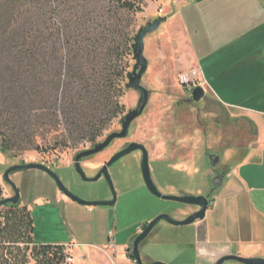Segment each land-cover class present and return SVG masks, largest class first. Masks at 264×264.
<instances>
[{
  "label": "rangeland",
  "instance_id": "374dc122",
  "mask_svg": "<svg viewBox=\"0 0 264 264\" xmlns=\"http://www.w3.org/2000/svg\"><path fill=\"white\" fill-rule=\"evenodd\" d=\"M179 1L141 0L136 11L120 8L116 0L59 1L58 19L63 31L70 34V40L91 37L98 43L106 42V46L114 49L112 57H116L124 68L122 89L116 97L119 111L94 141L83 139L68 141L66 146L55 145L54 136L62 131L59 129L46 136L36 135L32 144L25 145L26 148L0 151L2 198L13 195L11 187L1 179L5 169L30 162L42 163L53 170L70 192L84 200L108 198L106 181L103 178L90 182L81 180L72 162L76 153L117 131L120 128L119 119L129 109L135 108L139 93L124 87L126 74L135 63L131 44L138 29L156 17H165V21L144 38L143 55L148 65L141 85L149 92L145 108L133 121L126 139L114 140L107 149L84 157L80 166L88 177H92L125 141L135 140L147 149L151 178L161 193H212L213 177L222 170L226 171L239 158L243 147L252 138V128L248 121L232 115L219 103L201 73L196 76L187 68L191 56L189 46L184 42L187 37L182 44V39L176 34V16L170 17ZM189 10L183 9L181 17L184 18ZM183 75L187 77V82L183 80ZM196 86L203 87L205 91L198 102L191 97V90ZM210 155L219 156L215 166L210 165ZM110 171L117 194L115 205L90 207L108 209L102 215L89 210V206L68 199L57 189L54 181L38 169L10 173L9 178L19 193V204L27 206L31 212L33 242L66 244L106 240L107 237L112 239V235L116 242H122L126 240V233L120 228L125 223L139 225L162 213L175 218L173 212L176 210L189 212L188 215L193 212L192 205L151 195L142 183L138 159L134 154L121 157ZM164 223L158 222L154 229ZM141 252L139 245L140 257ZM28 256L34 264V258Z\"/></svg>",
  "mask_w": 264,
  "mask_h": 264
},
{
  "label": "crops",
  "instance_id": "0c3cea01",
  "mask_svg": "<svg viewBox=\"0 0 264 264\" xmlns=\"http://www.w3.org/2000/svg\"><path fill=\"white\" fill-rule=\"evenodd\" d=\"M201 1L181 0L170 14L176 16L182 44L187 37L184 42L191 51L187 68L203 75L232 115L250 123L252 138L210 194L202 220L186 226L164 221L140 243L144 263L214 264L228 254L264 259V0ZM90 207L101 215L108 210ZM188 213L176 210L174 219ZM137 228L136 223L123 224L122 242L112 235L62 245L68 246L72 264H134L127 247Z\"/></svg>",
  "mask_w": 264,
  "mask_h": 264
},
{
  "label": "trees",
  "instance_id": "16d2710c",
  "mask_svg": "<svg viewBox=\"0 0 264 264\" xmlns=\"http://www.w3.org/2000/svg\"><path fill=\"white\" fill-rule=\"evenodd\" d=\"M59 1L0 0L2 152L59 129L55 145L94 141L119 111L124 68L114 49L91 37L70 40ZM140 1L116 0L128 11L139 10ZM33 230L27 206H0V264H31L28 255L34 264L62 263L64 245L34 243Z\"/></svg>",
  "mask_w": 264,
  "mask_h": 264
},
{
  "label": "water",
  "instance_id": "95a60500",
  "mask_svg": "<svg viewBox=\"0 0 264 264\" xmlns=\"http://www.w3.org/2000/svg\"><path fill=\"white\" fill-rule=\"evenodd\" d=\"M165 21V17H156L152 21L147 22L144 26L140 27L137 33L133 37V43L131 44L133 58L135 63L132 67V70L126 74L127 82L124 84L125 88L134 89L139 93L138 101L133 109H129L121 118V128L119 131L110 132L105 138L96 143L93 147L84 149L79 151L75 154L73 159L74 164V171L83 181H97L101 176L107 182L111 191H113V186L111 182L110 175L107 171V167L114 162H116L121 157L129 154L134 150H140V172L143 184L147 191L160 199L163 200H171L176 201L182 204L192 205L197 207L195 211L191 214L187 215L184 219H174L170 215L162 213L155 216L153 219L147 222L144 229L139 232L136 237L131 242V249L130 255L133 259L134 264H165L160 261H153L151 263H144L141 260L140 253H139V245L140 243L148 236V234L152 231V229L157 225L160 221H165L166 223L173 225V226H186L193 224L197 220H202L205 216L206 210L208 206L211 204V201L208 199V195H170V194H163L161 193L156 185L154 184L150 168H149V160H148V152L147 149L139 143H130L127 147L123 148L122 150L116 152L113 156H111L108 161H106L101 169L92 177H88L80 166L79 160L81 158L93 155L97 152H100L108 144L115 138L125 137L127 135V131L129 129L130 123L141 115L143 109L145 108L149 92L141 85V78L147 69V59L143 55L144 50V38L145 36L156 30L160 23ZM204 89L201 86H196L191 90V97L192 100L198 102L204 96ZM210 165L215 166L219 162V156L217 155H210L209 156ZM38 169L44 173H46L55 183L57 189L68 199L79 203L81 205L86 206H109L114 202L112 200H84L77 195L70 192L59 179L57 174L45 166L42 163L37 162H30V163H21V164H14L9 166L5 169V171L1 175V179L11 187L13 191V195L0 199V206L7 205V204H17L19 202V193L17 188L15 187L14 183L10 180L9 175L14 171L25 170V169ZM224 173L218 174L213 177L212 183L215 188L219 187L223 181ZM234 260L242 264H264V259L261 258H246L240 257L233 254L223 255L219 257L214 264H223L225 261Z\"/></svg>",
  "mask_w": 264,
  "mask_h": 264
},
{
  "label": "flooded vegetation",
  "instance_id": "af4514ba",
  "mask_svg": "<svg viewBox=\"0 0 264 264\" xmlns=\"http://www.w3.org/2000/svg\"><path fill=\"white\" fill-rule=\"evenodd\" d=\"M123 117V116H122ZM121 117V118H122ZM121 118L119 119V125H120V128H121ZM136 119V118H135ZM134 119V120H135ZM133 120V121H134ZM133 121L130 123V125H129V129H128V131H127V135L125 136V137H121V138H115V139H113L109 144H108V146L107 147H105L103 150H105V149H107L108 147H110V145L112 144V142L114 141V140H118V139H126L128 136H129V134H130V129H131V125H132V123H133ZM120 128L117 130V131H119L120 130ZM96 143H98V142H96ZM96 143H93L90 147H88V148H91V147H93ZM130 143H139V144H142L144 147H145V145L143 144V143H141V142H138V141H135V140H130V141H125L123 144H122V146H120L119 148H117L111 155H110V157L111 156H113L116 152H118V151H120V150H122L123 148H125V147H127ZM87 148V149H88ZM146 148V147H145ZM103 150H101V151H103ZM100 151V152H101ZM97 153H99V152H97ZM97 153H95V154H97ZM95 154H93V155H95ZM130 154H134L136 157H137V159H138V167H139V172H140V163H139V161H140V156H141V151L140 150H134V151H132V152H130L129 154H127V155H130ZM90 156H92V155H90ZM88 157V156H87ZM109 157V158H110ZM124 157V156H123ZM83 158H81L80 160H79V162H81V160H82ZM119 160V159H118ZM117 160V161H118ZM108 161V160H107ZM106 162V161H105ZM104 162V163H105ZM103 163V164H104ZM115 163V162H114ZM114 163L113 164H111V165H109L108 167H107V171H108V173H109V175L111 174V171H110V169H111V167L114 165ZM103 164L99 167V168H97V170L95 171V173H94V175L101 169V167L103 166ZM72 167H73V169H74V164H73V162H72ZM225 172L226 171H224V170H222V171H220L219 173H217L216 175H218V174H221V173H224L225 174ZM76 173V172H75ZM100 178H103L102 176L100 177ZM99 178V179H100ZM110 178H111V175H110ZM140 178H141V180H142V177H141V172H140ZM104 179V178H103ZM105 180V179H104ZM111 182H112V186H113V181H112V179H111ZM107 183V182H106ZM142 183H143V181H142ZM144 185V184H143ZM107 186H108V184H107ZM108 189H109V196H108V198H106L105 200H112V199H114V202L111 204V205H109V206H114L115 205V203H116V201H117V194H116V192H115V189H114V186H113V191H111V189L109 188V186H108ZM215 189V187L213 186L212 187V190H211V192H213V190ZM210 194L211 193H209V194H206V195H208V199L210 200ZM147 224V222H145V223H141V224H139L138 225V228H137V231L135 232V234L131 237V239H130V241H129V245H128V247H127V252L130 254V249H131V242H132V240L136 237V235L139 233V232H141L143 229H144V227H145V225Z\"/></svg>",
  "mask_w": 264,
  "mask_h": 264
},
{
  "label": "built area",
  "instance_id": "2783aa9c",
  "mask_svg": "<svg viewBox=\"0 0 264 264\" xmlns=\"http://www.w3.org/2000/svg\"><path fill=\"white\" fill-rule=\"evenodd\" d=\"M183 80L187 82V77L185 75H183ZM63 252H64V259H63L61 264H72L73 263V257H72V255H70V252L68 250L67 245H64Z\"/></svg>",
  "mask_w": 264,
  "mask_h": 264
}]
</instances>
